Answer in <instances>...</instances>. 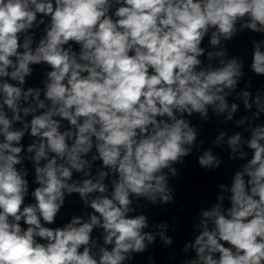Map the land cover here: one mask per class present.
<instances>
[{"label":"clouds","instance_id":"9594fccd","mask_svg":"<svg viewBox=\"0 0 264 264\" xmlns=\"http://www.w3.org/2000/svg\"><path fill=\"white\" fill-rule=\"evenodd\" d=\"M245 34L250 58L230 55ZM253 77L264 81V0H0V264H133L157 239L170 249L177 226L150 223L141 201L173 204L177 165L196 153L216 171L218 151L236 167L178 264H264ZM194 114L235 130L205 148ZM74 196L80 213L58 222Z\"/></svg>","mask_w":264,"mask_h":264}]
</instances>
